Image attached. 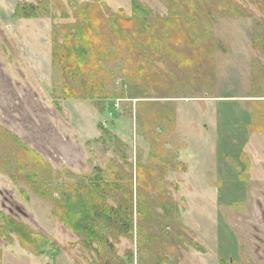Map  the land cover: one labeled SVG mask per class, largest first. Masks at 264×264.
<instances>
[{
  "label": "rangeland",
  "instance_id": "374dc122",
  "mask_svg": "<svg viewBox=\"0 0 264 264\" xmlns=\"http://www.w3.org/2000/svg\"><path fill=\"white\" fill-rule=\"evenodd\" d=\"M131 1L105 0L106 14L130 17ZM135 1L158 28L172 15L173 0ZM222 1L247 16L232 17ZM85 2L0 0V264H116L127 252L133 264H264V0H214L211 19L185 17L203 33L183 47L204 46L198 64L159 56L148 73L147 54L112 53L104 95L113 99L65 100L52 38L62 44L61 27ZM42 3L48 14L13 17L17 5ZM159 112L169 116L161 125ZM102 173L104 183L132 184L142 236L136 227L132 241L109 234L99 257L52 211L58 188L87 187ZM30 234L56 249L35 255L37 243L22 245Z\"/></svg>",
  "mask_w": 264,
  "mask_h": 264
},
{
  "label": "trees",
  "instance_id": "16d2710c",
  "mask_svg": "<svg viewBox=\"0 0 264 264\" xmlns=\"http://www.w3.org/2000/svg\"><path fill=\"white\" fill-rule=\"evenodd\" d=\"M213 1L173 0L172 15L163 20V26L158 28L155 25V20H149L150 10L135 0L131 1L130 17L125 16L122 10L118 12V16L106 14L105 0H87L75 10L78 21L61 27L59 34L63 39L62 44L57 43L55 35L52 38V67H58L64 75V99L82 98L90 101L111 99L112 96L104 95L106 77L108 76L105 73L106 66L104 64L106 56L112 53L115 54L116 59L123 58V56L126 59L128 55H132L138 60H142L147 54L151 57L149 61L144 62L148 65V73L154 70L152 66L154 57L159 56L167 55L173 63L177 62L178 64L179 62V65L182 64L184 67L187 65L191 67L194 62L192 56H194L198 64L199 55L202 56L204 46L193 45L191 47L193 50L187 54L184 53L183 47L190 38L194 39L196 43H201L203 33L200 34L195 25L191 27L195 20L191 22L185 20V17L189 18L193 15L196 20L199 17L211 19L214 14L211 6L215 4ZM210 3L213 4L210 5ZM222 3L232 17L247 16V14H242L237 6L231 7L227 1H222ZM182 4H186L188 10L185 11ZM48 12V8L43 3L38 5L23 4L16 6L13 17L32 19L42 14H48ZM62 16L67 18L68 15L63 12ZM172 16L175 17L174 20H172ZM104 24L106 27L112 28L111 32L102 28ZM169 44L172 46L170 47ZM149 77L154 81V75L149 74ZM166 116L169 120V116ZM153 117H157L159 120L157 125H161L167 120L160 112L156 116L153 114ZM26 154L27 158L37 161V168H41L42 171L44 167L49 168L34 152L26 151ZM38 172H30L27 176L36 179L40 174ZM105 178L106 174H98L87 187H80V185V189L72 187L66 191L67 188L63 190L58 188L57 193L60 199L54 201L52 211V215L59 217L67 229L84 238L82 246L86 251L99 257H104L102 252L105 250L103 249L112 248V245H107V235L113 233L116 241L123 237L132 241L133 231L136 227L133 220L132 184L121 185L117 179L104 183L102 181ZM139 180L141 179L139 178ZM137 196L139 197V195ZM108 199H113L114 205H110ZM135 211L138 219L143 220L144 210L141 208V202ZM7 224L12 226V222ZM136 228L139 229L141 235V227L138 225ZM2 231L4 232L1 228L0 232ZM141 236L138 235L137 242L140 251L144 245ZM36 237L38 236L30 234L28 244L23 242L22 245L27 248L28 245L37 243L38 245L32 248L37 256L46 247L56 249L46 239H40L42 242H38ZM125 259L124 262H116V264H133L131 252L125 254ZM92 264H101V260L98 259L96 263ZM159 264H167V262L163 261Z\"/></svg>",
  "mask_w": 264,
  "mask_h": 264
}]
</instances>
